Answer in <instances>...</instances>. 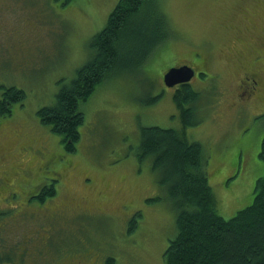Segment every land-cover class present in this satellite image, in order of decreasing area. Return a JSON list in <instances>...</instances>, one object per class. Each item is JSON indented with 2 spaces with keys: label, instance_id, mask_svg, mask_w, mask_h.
<instances>
[{
  "label": "rangeland",
  "instance_id": "obj_1",
  "mask_svg": "<svg viewBox=\"0 0 264 264\" xmlns=\"http://www.w3.org/2000/svg\"><path fill=\"white\" fill-rule=\"evenodd\" d=\"M118 2L0 0V84L27 93L0 117L1 166L61 177L54 196L33 199L40 208H17L0 264H164L177 210L161 172L136 151L143 126L182 127L176 87L163 80L181 63L199 69L190 81L201 92L199 122L186 132L203 146L218 213L231 217L254 198L264 173V83L250 96L242 65L264 52V0H151L145 11L163 14V35L139 65L120 69L82 103L76 150L40 121L37 110L91 59L90 41ZM258 64L264 79V55Z\"/></svg>",
  "mask_w": 264,
  "mask_h": 264
},
{
  "label": "trees",
  "instance_id": "obj_2",
  "mask_svg": "<svg viewBox=\"0 0 264 264\" xmlns=\"http://www.w3.org/2000/svg\"><path fill=\"white\" fill-rule=\"evenodd\" d=\"M149 2L119 0L106 26L90 41L91 59L61 86L52 105L37 110L40 121L61 136L67 150L75 151L81 137L80 127L85 122L82 103L114 73L139 65L163 35V14L157 9L145 11ZM159 96L147 102L153 103ZM26 97L25 89L0 84V117L11 115L15 103ZM200 97L201 92L190 82L179 84L173 98L182 127L147 125L140 132L137 156L141 161L151 159L152 168L161 172V183L177 210V233L164 252V264H264V173L256 181L249 205L231 217L218 213L203 146L186 132L188 126L199 122ZM259 156L264 162V135ZM55 192L51 186L45 195L51 197Z\"/></svg>",
  "mask_w": 264,
  "mask_h": 264
},
{
  "label": "flooded vegetation",
  "instance_id": "obj_3",
  "mask_svg": "<svg viewBox=\"0 0 264 264\" xmlns=\"http://www.w3.org/2000/svg\"><path fill=\"white\" fill-rule=\"evenodd\" d=\"M262 55H264L263 52L254 59V66L246 64L242 65L243 67L246 66V69L248 68L244 75V85L246 84L245 87L248 88L247 91H251L250 94L248 93L250 96L257 92L264 83L262 76L263 67L258 64ZM254 62L252 61L251 63ZM198 73L199 69L197 67L195 77L198 76ZM1 164L2 162L0 161V262L2 260V252L5 251L4 244L2 243L4 232L13 224L12 219L16 216L17 212H19L17 208L21 206L23 210L27 204L29 206H31V204L35 205L33 203L35 200H38L41 203L44 202L49 198L48 195H45L47 190L61 180L60 176H56L55 178L52 176L51 178H48L43 175H37L36 177L28 175L25 173L26 167H22L20 170V166L14 163L10 165L5 164L4 166H1ZM28 182L31 183L29 189L25 187ZM55 187L56 186H54V188ZM35 206L40 208V205Z\"/></svg>",
  "mask_w": 264,
  "mask_h": 264
},
{
  "label": "water",
  "instance_id": "obj_4",
  "mask_svg": "<svg viewBox=\"0 0 264 264\" xmlns=\"http://www.w3.org/2000/svg\"><path fill=\"white\" fill-rule=\"evenodd\" d=\"M195 68L189 64L170 67L164 74V82L173 87L179 83L189 82L195 76Z\"/></svg>",
  "mask_w": 264,
  "mask_h": 264
}]
</instances>
